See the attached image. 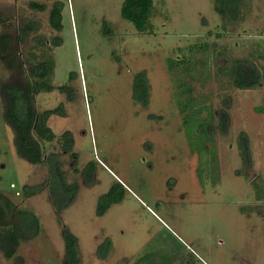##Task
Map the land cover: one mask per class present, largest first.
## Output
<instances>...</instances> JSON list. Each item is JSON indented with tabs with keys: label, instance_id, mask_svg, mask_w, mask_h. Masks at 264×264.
I'll return each mask as SVG.
<instances>
[{
	"label": "rangeland",
	"instance_id": "374dc122",
	"mask_svg": "<svg viewBox=\"0 0 264 264\" xmlns=\"http://www.w3.org/2000/svg\"><path fill=\"white\" fill-rule=\"evenodd\" d=\"M57 1L60 30L50 23ZM124 2L0 0V33L19 35L18 57L54 58V88L34 99L40 114L55 111L48 124L56 134L42 142V162L22 158L0 92V191L41 223L13 257L0 250V264H69L64 228L77 236L82 264H133L148 253L168 264H264V0H246L226 26L214 0H155L152 32L123 16ZM203 42L212 46L205 80L180 70L187 47ZM197 51V59L208 54ZM240 60L258 75L252 87L215 76L217 65ZM27 67L0 63V91L23 84ZM139 75L146 104L133 96ZM190 84L213 104L216 158L184 123ZM66 130L74 137L68 151L59 141ZM56 167L64 185H78L61 213L52 202ZM117 182L122 199L100 215L99 197ZM100 245L109 252L99 253Z\"/></svg>",
	"mask_w": 264,
	"mask_h": 264
},
{
	"label": "trees",
	"instance_id": "16d2710c",
	"mask_svg": "<svg viewBox=\"0 0 264 264\" xmlns=\"http://www.w3.org/2000/svg\"><path fill=\"white\" fill-rule=\"evenodd\" d=\"M246 0H214V9L223 20V26L228 22L234 21L240 13V9L245 4ZM155 0H125L122 8L123 16L133 22L139 31H150L153 29L152 18L155 15ZM33 6L44 10L45 6L38 3H33ZM50 23L56 29L62 28V12L61 5L57 1L50 10ZM0 24L4 25L5 20L0 17ZM19 35L16 39L12 37L9 31L0 33V63L4 64L9 70H15L17 66L21 69L26 64L28 67L25 72L24 83H12L2 85L1 94L5 101V116L14 130L15 145L18 154L30 163H40L45 159L43 151V141H52L56 138V134L48 124V119L55 111L53 109L39 113L36 109L35 95L42 91H52L54 85L51 78L54 74V58L52 55H47L46 51L42 52V58L27 57V60L20 59L18 42ZM55 45H59L61 37L57 36L53 39ZM201 46V48H200ZM197 45L187 47L183 52L181 69L185 71L187 76L192 78L200 77L207 79L211 77V69L209 67L210 44L203 42L199 45V50L202 55L196 57L198 48ZM248 60H240L239 64L235 63L232 67L227 68L224 65H217L215 71L216 77L228 76L229 82L239 88L252 87L257 82V73L250 71L246 67ZM214 63V61H213ZM199 64V66H197ZM68 85H63L60 88L64 90ZM188 92L189 101L181 105V112H186V108L192 110V114L185 115L184 123L188 130L198 133L203 137L206 147L210 151V156L216 158V143L213 140L214 117L215 111L213 104L204 101L193 95L191 84L185 87ZM133 96L142 104L148 101V85L143 75L137 76L134 82ZM207 100V101H206ZM205 102V103H202ZM59 141L63 144V148L68 151L74 146V137L70 130H66ZM54 175V187L52 200L58 213H61L63 208H66L76 196V184H71L69 187L64 185L62 172L56 168L51 171ZM124 186L117 182L111 188L99 197L97 211L100 215L104 214L108 208L123 197ZM24 193L29 194L28 188H24ZM57 199V200H56ZM41 230L39 216L32 210L21 208L17 203L5 192L0 191V250L6 258L13 257L18 247L22 242L29 241L36 237ZM63 236L65 240V255L69 264H82L78 257V238L70 230L64 228ZM100 245L99 253L106 254L108 250L102 249ZM109 252V251H108ZM169 258L164 255H155L153 253L145 254L139 257L133 264H168Z\"/></svg>",
	"mask_w": 264,
	"mask_h": 264
}]
</instances>
